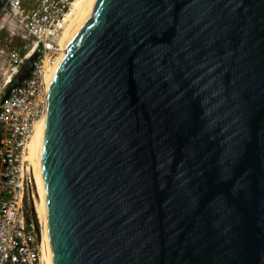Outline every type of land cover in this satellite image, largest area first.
I'll use <instances>...</instances> for the list:
<instances>
[{"label":"water","instance_id":"1","mask_svg":"<svg viewBox=\"0 0 264 264\" xmlns=\"http://www.w3.org/2000/svg\"><path fill=\"white\" fill-rule=\"evenodd\" d=\"M65 48L35 142L53 264H264V0H95Z\"/></svg>","mask_w":264,"mask_h":264},{"label":"built area","instance_id":"2","mask_svg":"<svg viewBox=\"0 0 264 264\" xmlns=\"http://www.w3.org/2000/svg\"><path fill=\"white\" fill-rule=\"evenodd\" d=\"M71 1L6 0L0 10V28L10 24L23 41L9 49L1 67L0 264H41V229L32 214L33 178L26 153L36 123L46 111V78L59 53ZM34 52L29 75L3 99L7 86Z\"/></svg>","mask_w":264,"mask_h":264},{"label":"bare ground","instance_id":"3","mask_svg":"<svg viewBox=\"0 0 264 264\" xmlns=\"http://www.w3.org/2000/svg\"><path fill=\"white\" fill-rule=\"evenodd\" d=\"M95 0H72L70 7L64 17V25L61 29L59 38V53L56 56L55 62L47 75L46 83L49 80L51 74L56 68L59 61L62 59L66 52V44L74 33L78 30L88 12L90 11ZM4 20V18H3ZM2 20V21H3ZM1 62V61H0ZM2 67V66H0ZM45 115V114H44ZM43 115V117H44ZM42 118L38 120L35 126V131L28 143V151L26 158L29 161V168L31 169L33 182L32 185L35 187V191L31 193L32 204H33V216L38 222L41 229V264H53V254L51 247V236H50V224L48 209L46 203V195L44 190L43 181L39 173L36 153H35V142L37 133L42 121ZM33 191V190H32Z\"/></svg>","mask_w":264,"mask_h":264},{"label":"rangeland","instance_id":"4","mask_svg":"<svg viewBox=\"0 0 264 264\" xmlns=\"http://www.w3.org/2000/svg\"><path fill=\"white\" fill-rule=\"evenodd\" d=\"M23 2L27 3L28 0H23ZM20 39L21 38L18 34L17 28L11 29L10 24H8L7 28H0V61H1L0 66H2V63H3V61L6 57V54L10 48H12L13 46L20 47V45L23 43V41H21ZM2 75H3V71L0 67V79L2 78ZM32 183H34V182L32 181ZM34 191H35V187L33 185V191L32 192H34Z\"/></svg>","mask_w":264,"mask_h":264}]
</instances>
